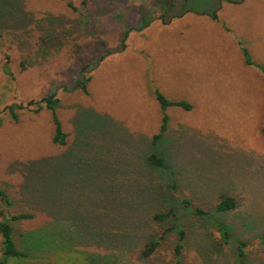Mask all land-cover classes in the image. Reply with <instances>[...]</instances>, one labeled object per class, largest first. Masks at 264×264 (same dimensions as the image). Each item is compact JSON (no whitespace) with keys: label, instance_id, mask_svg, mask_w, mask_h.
I'll return each instance as SVG.
<instances>
[{"label":"rangeland","instance_id":"rangeland-1","mask_svg":"<svg viewBox=\"0 0 264 264\" xmlns=\"http://www.w3.org/2000/svg\"><path fill=\"white\" fill-rule=\"evenodd\" d=\"M220 1L0 0V185L15 201L0 207L9 217L34 214L12 222L31 257L9 264H85L84 256L95 264L108 255L112 264H175L173 235L151 259L141 256L147 215L129 194L160 175L146 161L152 152L198 204L235 196L238 207L225 219L243 238L264 232V0L224 6L218 20L183 11H218ZM144 14L156 19L140 29ZM106 50L87 72L89 94L71 91ZM157 89L193 107H170L168 132L154 145L163 116ZM54 92L66 144L53 140L52 112L36 111ZM14 103L27 106L16 110L17 121ZM103 231L116 237L114 246L96 240ZM140 232L137 244L122 243ZM216 239L214 223L200 222L184 246L185 264H239L234 247L211 246ZM247 255L246 264H264V246Z\"/></svg>","mask_w":264,"mask_h":264},{"label":"trees","instance_id":"trees-1","mask_svg":"<svg viewBox=\"0 0 264 264\" xmlns=\"http://www.w3.org/2000/svg\"><path fill=\"white\" fill-rule=\"evenodd\" d=\"M87 2L88 0H83L84 5H86ZM189 2L190 0H187L188 4ZM166 4L168 3H165L164 8L168 9L169 7ZM183 11L184 13L186 11H194L198 14H208L213 19L218 18L217 9L214 11H210L208 9L199 10L194 8L190 9L186 6ZM155 19L156 18H149L144 14L143 24L141 25L140 29L146 28ZM129 33L130 29H127L122 38L120 51L126 48V40L129 36ZM243 52L245 54L246 61L250 64H253L246 47H243ZM109 54L110 51L106 50V53L95 62L93 67L91 66L92 68H82L80 77L76 80L73 88L70 90H79L84 94H89L91 75H88L87 72L88 70L91 71L96 68ZM261 69L264 71V66H261ZM65 89L69 90L67 87ZM155 96L160 104L163 116L160 131L153 136L152 141L154 145H159V142H161L160 139L166 135L169 129L170 115L168 114V109L173 106H178L190 110L193 106L186 100H171L158 89L155 92ZM59 101L60 99L57 97L56 92L44 96L36 102L38 104L36 111H40L46 107L52 112V117L56 128L53 140L55 143L66 144L68 133L64 131L62 121L57 113V104ZM8 108L12 114V119L17 121L19 119V114L16 110L27 108V106L24 104L14 103L9 105ZM51 159V161L60 164H62L63 161V158ZM60 159L61 162L59 161ZM146 161L150 168L161 173L159 176H156L158 173H152L151 179L144 186V191L140 194L139 192L132 193L129 194V196L131 197L132 195V199L141 202L142 210L147 215L149 233L147 236H145L144 233L142 234L140 232L138 235L127 237V239L123 238L122 243L124 245L128 244L129 247H131L137 244L138 240H136V238L138 239V236L142 234L143 237L146 238V241L141 247V256L144 259L149 260L161 248L163 242L173 235L176 238L173 248L174 263L185 264L182 255L184 252V246L189 240L191 232L197 228L200 222H204V224L206 222H212L217 227L219 239H216L215 243H212L211 246H215L217 248H222L225 246L234 247L237 253L239 264H246L248 249L250 247L264 246V232L251 240H246L242 237V234L237 231V227L225 219L226 215L238 207V199L235 196L220 195L219 201L215 206L212 207L198 204L195 201L193 191H190V194H186L184 192V188L181 187L179 179L176 177L177 173L174 170H169L170 165L166 162V159L163 156H161L158 152H152L147 156ZM156 178H164L167 179V181L161 182ZM120 183L123 182L120 181L118 185ZM118 185L111 184L112 189H116ZM142 197L144 198L140 199ZM14 203L15 201L11 198L7 190L0 185V205L3 204L9 207L14 205ZM200 205H203L208 209ZM0 216H2V220H0V235L2 237V255L0 256V264H9L11 257H15L13 259L22 260L31 257L30 252L21 249L18 246L14 237V227L12 222L23 218H33L34 214L31 212H20L9 217L0 207ZM245 224H248V221H245ZM94 236L96 240L102 241L101 243L106 244L107 246L110 244L114 246L113 240H115L116 237L112 234L103 231L101 235L97 234ZM44 240L47 241L46 238H44ZM52 245L55 244L51 242L50 246ZM54 251H51V253ZM96 258L98 263L96 262L95 264H112L109 255L107 257L97 256ZM83 260L85 264H92V260L89 258V256H84Z\"/></svg>","mask_w":264,"mask_h":264},{"label":"crops","instance_id":"crops-1","mask_svg":"<svg viewBox=\"0 0 264 264\" xmlns=\"http://www.w3.org/2000/svg\"><path fill=\"white\" fill-rule=\"evenodd\" d=\"M244 0H240L239 2L237 1V0H221L220 1V3H219V5H220V8H219V10L217 11L218 12V18L217 19H214V20H218L219 19V11H220V9L222 8V7H224L223 8V10L225 9V11H226V9H228V7L230 6V7H232V5H234V4H238V3H241V2H243ZM241 5V4H240ZM189 12H194V11H189ZM195 13V12H194ZM198 14V13H197ZM201 15H204V14H201ZM206 15H208V14H206ZM177 16V15H176ZM210 16V15H209ZM211 17V16H210ZM212 18V17H211ZM226 18H228L227 16H226ZM213 19V18H212ZM228 22L232 25V27L233 28H236V29H239V37H238V39H239V47L241 48V50H242V53H244L243 52V47H245L244 46V35L242 34V33H240V28H238L237 26H235L233 23H232V20H230V18H228ZM242 32V31H241ZM231 40V39H230ZM231 41H233V40H231ZM234 44H236V43H234ZM247 48V47H246ZM257 53V52H256ZM247 62V61H246ZM247 64H250V63H248L247 62ZM262 71V70H261Z\"/></svg>","mask_w":264,"mask_h":264}]
</instances>
